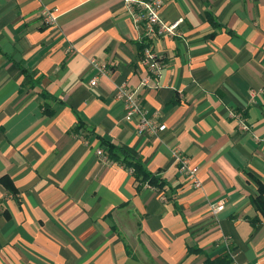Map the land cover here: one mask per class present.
I'll return each instance as SVG.
<instances>
[{
	"label": "crops",
	"instance_id": "1",
	"mask_svg": "<svg viewBox=\"0 0 264 264\" xmlns=\"http://www.w3.org/2000/svg\"><path fill=\"white\" fill-rule=\"evenodd\" d=\"M163 2L177 34L153 41L165 68L139 89L147 38L124 0H0V179L18 191L0 182V264H264L253 205L264 185V0ZM92 58L112 69L94 87ZM122 85L165 132L137 133ZM103 139L165 186H138L105 162ZM175 152L198 166L200 188Z\"/></svg>",
	"mask_w": 264,
	"mask_h": 264
},
{
	"label": "built area",
	"instance_id": "2",
	"mask_svg": "<svg viewBox=\"0 0 264 264\" xmlns=\"http://www.w3.org/2000/svg\"><path fill=\"white\" fill-rule=\"evenodd\" d=\"M124 2L134 23L143 27L147 38L143 46L141 58V65L145 68L146 75L142 79L139 89L147 88L151 83L160 79L162 71L165 68V56L154 50L153 41L158 37L175 36L177 34L179 21L167 22L162 18L160 9L164 3L163 0H124ZM41 17L43 22L50 27H57L59 25L58 15L49 7L42 8ZM69 51L73 52V48L70 47ZM89 62L91 68L96 72V76L90 82V85L94 87L98 85V79L111 74L112 69L107 63H101L94 58L90 59ZM139 89H130L126 85L119 86L116 91V98L123 102L125 119L135 122L138 134L158 137L161 133L166 131L167 126L154 117H148V111L139 95ZM243 129L248 130L249 128L243 125ZM98 155L102 157L105 162H110L103 151L99 150ZM174 158L180 172L191 181L195 188H200L201 181L198 178V166L193 165L188 157L179 152L174 153ZM146 186L150 189H156L150 185ZM225 203V200H219L212 204V212L215 215L220 213L224 209Z\"/></svg>",
	"mask_w": 264,
	"mask_h": 264
},
{
	"label": "trees",
	"instance_id": "3",
	"mask_svg": "<svg viewBox=\"0 0 264 264\" xmlns=\"http://www.w3.org/2000/svg\"><path fill=\"white\" fill-rule=\"evenodd\" d=\"M143 48V46L141 47ZM41 98L46 100L49 96L45 92H41ZM82 128V124L76 127V131ZM102 143L105 146V155L108 160L112 163H117L121 166H124L126 169L132 170V174H134L136 183L138 186L140 185H150L155 188H163L165 186L164 180L156 175L148 171L142 162V160L136 158L131 155L125 148L116 146L115 144L102 140ZM0 182L5 186V188L14 196L18 194L16 187L14 186L12 180L8 177H3L0 179ZM258 185V193L257 197L253 199V205L255 209L260 213L262 219H264V185L256 181ZM261 221V219H253V224L256 225L255 222ZM231 257L229 255H225L222 259L210 262L209 264H231Z\"/></svg>",
	"mask_w": 264,
	"mask_h": 264
}]
</instances>
